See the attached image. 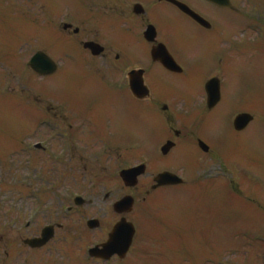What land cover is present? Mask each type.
I'll return each mask as SVG.
<instances>
[{"label":"flooded vegetation","instance_id":"obj_1","mask_svg":"<svg viewBox=\"0 0 264 264\" xmlns=\"http://www.w3.org/2000/svg\"><path fill=\"white\" fill-rule=\"evenodd\" d=\"M6 1L9 3V0H0V21L4 19L1 10ZM175 1L190 7L209 21L211 27L205 29L196 24L172 0H45L39 8L37 15L43 20L42 24L55 28L68 43L69 54L56 71L54 89L60 87L62 80L70 84L71 91L68 94L46 92L43 83L38 84L37 92L21 91L28 115L19 128L3 121L8 119L2 116L0 107V162L12 163L13 149H19L16 153L21 156V162L34 164L33 174L41 175L39 180L26 179L24 192L28 195L33 192V196L53 193L66 197L59 200L70 208V217L62 216L68 223L65 233L69 236L75 234L82 238V231L77 232V227L82 229L83 223L78 220L86 219L84 224L87 223L89 233H94L99 243L106 242L110 231L122 218L114 213L110 216V198L124 194L125 190L134 194L145 190L149 194L148 189L155 186L158 174H153L148 183L142 178L137 188L126 189L116 176H109L104 166L115 163V171L123 158L120 148L125 141V127L129 126V132L135 134L136 127L132 125L136 120L138 125L139 121L133 111L139 113L143 109L154 117L158 113L165 116L169 129L163 130L161 143L170 141V134L177 137L178 145L185 135L176 130L180 122L170 118L169 111L194 110L196 97L205 96L204 82L199 80L197 87L196 80L189 75L192 69L187 25L191 23L201 31L197 54L210 57L215 52L208 49L211 38L224 39L226 28L232 31V10L205 0ZM87 43L98 44L102 52L94 56L84 48ZM77 47L82 51V64H78L73 54ZM166 53L181 67V73L165 68L161 60L167 59ZM224 53L232 56L231 43ZM83 71L88 77H82ZM133 71L143 76L148 89L147 98L143 100L138 99L141 91L137 89L135 97L130 86ZM16 79L19 76L14 75L13 68L0 61V105L12 101L6 90L14 93L10 82ZM133 82L140 85L141 80L135 75ZM154 126L152 135L156 134ZM37 143L44 146L34 151ZM27 170L29 173V168ZM109 177L116 180L112 187ZM76 195L85 201L76 202ZM94 205L102 208L95 209ZM89 219L98 222L93 229L88 226ZM55 228L56 234L63 230L58 224ZM40 234V230H34L25 237L38 238Z\"/></svg>","mask_w":264,"mask_h":264},{"label":"rangeland","instance_id":"obj_2","mask_svg":"<svg viewBox=\"0 0 264 264\" xmlns=\"http://www.w3.org/2000/svg\"><path fill=\"white\" fill-rule=\"evenodd\" d=\"M25 1L28 4L32 2ZM37 1L34 0L35 8ZM232 2L237 9L236 14L232 15V73L225 67L219 68L218 71L225 76L226 105L229 101L228 83H232L231 123L241 109L240 111H249L255 117L254 124L250 126L252 127L250 131L246 132L247 135L245 133L240 137H234L233 140L227 121L223 126L224 134L221 132L219 140L217 138L216 140L220 141L223 136L229 143L223 140V143L228 145L220 146V143L211 139V133L206 126L201 129L192 118L183 121V124L191 126L187 130L188 136L198 137L202 130L207 132L201 137L214 149L211 150L213 154L209 156L200 154L196 157L191 152L192 148H195V143L189 140L180 145L176 160L159 161L154 164L152 155L143 156V151L152 154L155 150L154 147L142 142L149 139L148 135L140 138V142L124 145V167L149 161L150 173L157 169L174 172L182 176L186 184L178 189L158 192L154 197L156 199L154 203L148 200L144 204L141 199L138 200L133 217L138 231L133 247L122 264H264V213L262 211L260 213L258 207L264 205V0ZM36 11L35 9V13ZM7 12L8 15H12L11 9ZM35 19V16L28 18L31 21ZM16 28L14 30L16 34L6 35L7 44L5 34L0 33L2 58L8 63L14 62L12 58L6 57L7 45L11 38L15 40L13 50L17 51V56L20 57L17 59L21 61H26L24 57L27 53L41 48L35 42L25 48H23L25 43L20 46L22 28L19 24ZM188 31L192 38L197 40L200 37V31L196 27L188 25ZM47 37L53 39L52 35L48 34ZM215 64L216 62L213 63ZM25 76L27 77V74ZM53 81L54 79L51 83ZM13 86L18 87L19 81L13 82ZM14 102V109L9 112L13 114V118L24 121L27 117L26 110L15 109ZM141 111L146 112L143 109ZM133 113L138 114L137 111ZM175 114L179 117L177 112ZM140 116L142 126L139 130L143 137V130L147 133L151 128L148 124L153 121L147 119V116ZM158 116L165 119L163 115ZM210 122L211 117L208 123ZM218 127L220 126L216 127V136ZM186 149L189 151L186 152ZM183 152L185 154L180 158ZM189 152L195 155V158H188ZM11 165L13 170L8 173L11 176L12 193L8 203H12V208L9 211L2 210L4 206H1V203L5 205V202H0V264H104L88 259L87 250L97 242L92 235L84 242L58 239L39 253L26 250L21 237L26 235L23 225L27 217L34 213L31 211L33 209L39 211L35 223L43 227L54 219L59 202L54 203L52 209H41L34 203L33 209L27 211L21 203L23 196L20 191L22 181L20 159L15 158ZM210 169L209 174L207 172ZM8 173L0 178L2 194L6 191L4 183L9 178ZM232 187L239 196L232 195ZM256 192L257 196L254 195ZM49 213H52L50 217ZM7 221L12 222V229L6 226ZM250 231L253 236L246 241L242 237ZM69 255L71 261L68 260ZM113 263L114 261L110 264ZM115 263L118 261L115 260Z\"/></svg>","mask_w":264,"mask_h":264},{"label":"water","instance_id":"obj_3","mask_svg":"<svg viewBox=\"0 0 264 264\" xmlns=\"http://www.w3.org/2000/svg\"><path fill=\"white\" fill-rule=\"evenodd\" d=\"M37 60H34L32 63V66L35 70H37ZM252 119L249 116H241L236 120L235 126L238 130L244 129L249 122ZM130 172H126V175L123 176L126 180L129 178H133ZM124 204H129V202L120 203V206H123ZM127 205L126 207H128ZM134 231L133 229H129L127 227H124L123 225L119 226L114 234L111 236V240L107 245H105V248L103 251L99 252L97 249L93 250L91 253L93 256L102 257L103 254H108L111 256L112 254L118 253L121 255V257H124L126 253L128 252L133 239Z\"/></svg>","mask_w":264,"mask_h":264}]
</instances>
